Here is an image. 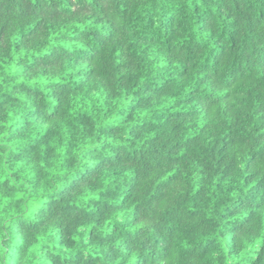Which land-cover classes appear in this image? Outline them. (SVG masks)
Masks as SVG:
<instances>
[{"label":"clouds","instance_id":"obj_1","mask_svg":"<svg viewBox=\"0 0 264 264\" xmlns=\"http://www.w3.org/2000/svg\"><path fill=\"white\" fill-rule=\"evenodd\" d=\"M0 264H264V0H0Z\"/></svg>","mask_w":264,"mask_h":264}]
</instances>
